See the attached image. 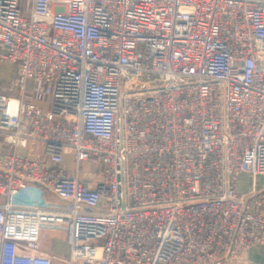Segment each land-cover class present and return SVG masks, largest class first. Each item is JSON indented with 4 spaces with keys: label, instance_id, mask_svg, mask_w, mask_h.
I'll list each match as a JSON object with an SVG mask.
<instances>
[{
    "label": "built area",
    "instance_id": "1",
    "mask_svg": "<svg viewBox=\"0 0 264 264\" xmlns=\"http://www.w3.org/2000/svg\"><path fill=\"white\" fill-rule=\"evenodd\" d=\"M0 49V264H255L264 0H0Z\"/></svg>",
    "mask_w": 264,
    "mask_h": 264
},
{
    "label": "crops",
    "instance_id": "2",
    "mask_svg": "<svg viewBox=\"0 0 264 264\" xmlns=\"http://www.w3.org/2000/svg\"><path fill=\"white\" fill-rule=\"evenodd\" d=\"M17 74H18V71H17V66L15 64L0 60V92L2 93L8 92L7 88H5L4 85L7 81L15 77ZM32 85H33V81L28 80V87ZM26 99L37 101L34 98L33 94H31V92L27 93ZM65 165L68 166L67 162L65 163ZM242 174L250 175L249 173H242ZM240 177L238 181L237 190L239 193H243L251 188V183L245 188H242L240 185ZM257 183L259 185H264L263 175L258 176ZM49 234L50 235H48L42 240L41 250L44 253H48V254L55 256L54 264H64V263H61V261H59V258H64L69 255L70 253L69 244L67 243V241L65 240L62 234L60 233H49ZM243 258L247 262H251L255 264H264V244L258 247H254L251 250L245 252L243 254Z\"/></svg>",
    "mask_w": 264,
    "mask_h": 264
},
{
    "label": "rangeland",
    "instance_id": "3",
    "mask_svg": "<svg viewBox=\"0 0 264 264\" xmlns=\"http://www.w3.org/2000/svg\"><path fill=\"white\" fill-rule=\"evenodd\" d=\"M16 76H17V75H16ZM16 76H15V77H16ZM15 77H13V78L10 79L9 81H7V82L5 83V85H4V87L7 88L8 92H5V93L0 92V93H2V94H7V95H16V94L18 93L17 90H11V83H13ZM29 83H30V82H29ZM29 85H30V84H29ZM30 87H32V86H30ZM20 151H21V153H24V154H27V152H28L27 149H21ZM40 152H42V149H41L40 147H38V148L36 149V153H40ZM71 156H72V153H71V152H68V153L66 154V158H67L66 162H67V164H70ZM250 183H251V176L248 175V174H247V175L242 174L241 177H240V185H241V187H242V188H245L246 186L250 185ZM66 257H67V256H66Z\"/></svg>",
    "mask_w": 264,
    "mask_h": 264
},
{
    "label": "water",
    "instance_id": "4",
    "mask_svg": "<svg viewBox=\"0 0 264 264\" xmlns=\"http://www.w3.org/2000/svg\"><path fill=\"white\" fill-rule=\"evenodd\" d=\"M138 84V81L136 79H133L131 81H129L126 84V88H135V86ZM144 86H147L146 84Z\"/></svg>",
    "mask_w": 264,
    "mask_h": 264
}]
</instances>
